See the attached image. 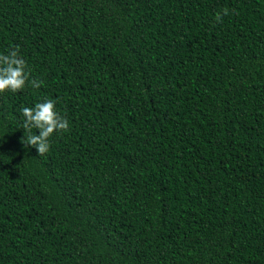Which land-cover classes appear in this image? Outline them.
Wrapping results in <instances>:
<instances>
[{
	"label": "trees",
	"instance_id": "trees-1",
	"mask_svg": "<svg viewBox=\"0 0 264 264\" xmlns=\"http://www.w3.org/2000/svg\"><path fill=\"white\" fill-rule=\"evenodd\" d=\"M16 45L43 83L0 93V264H264V0H0Z\"/></svg>",
	"mask_w": 264,
	"mask_h": 264
},
{
	"label": "clouds",
	"instance_id": "clouds-1",
	"mask_svg": "<svg viewBox=\"0 0 264 264\" xmlns=\"http://www.w3.org/2000/svg\"><path fill=\"white\" fill-rule=\"evenodd\" d=\"M229 14V9L224 8L215 14V21L223 23V16ZM31 70L20 54L19 45L10 48L7 53H0V93L10 90L15 93L25 88L30 83L33 88H39L43 83L39 79H30ZM55 99H44L37 102L34 107L22 106L20 111L24 117L22 128L29 133L25 146L31 145L37 149L38 155L49 151V138L54 132H68L70 123L66 116L56 110ZM39 129V135L32 132Z\"/></svg>",
	"mask_w": 264,
	"mask_h": 264
}]
</instances>
